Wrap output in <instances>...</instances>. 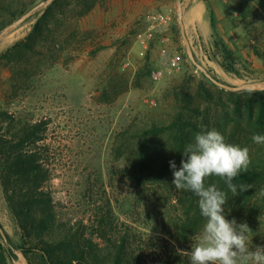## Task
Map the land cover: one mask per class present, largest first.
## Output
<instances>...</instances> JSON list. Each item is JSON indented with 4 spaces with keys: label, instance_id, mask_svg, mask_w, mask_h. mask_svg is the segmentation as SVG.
Wrapping results in <instances>:
<instances>
[{
    "label": "rangeland",
    "instance_id": "obj_1",
    "mask_svg": "<svg viewBox=\"0 0 264 264\" xmlns=\"http://www.w3.org/2000/svg\"><path fill=\"white\" fill-rule=\"evenodd\" d=\"M44 1L5 0L15 8L31 9ZM256 2H205L207 17L210 20L212 9L217 20L216 32L212 28V37L205 42L201 35L194 37L196 27L190 24L194 0H98L89 14L67 22L95 32L73 61L64 59L55 65H50L49 55L43 58L21 49L11 54L12 59L4 55L26 40L37 14L46 8L5 31L18 19L11 20L12 12L0 7V111L24 121L47 122L40 146L48 150L44 156L51 173L47 187L62 222L83 226L85 236L102 246L129 233L146 264H163L164 254L174 249L191 250L203 226L189 239L174 240V220L182 216L172 200L174 185L157 181L141 185L132 179L126 165L135 141L126 130L168 119L175 108L174 87L188 75L199 80L205 70L226 85L264 86V59L254 51L258 48L264 54V9L246 20L239 17L243 5ZM144 34L146 43L140 37ZM216 39L233 50L231 61L242 76L226 72L215 59H222L214 46ZM148 53L153 75L143 76L137 86L136 72ZM28 63L35 69L27 76ZM257 216L260 221L249 233L250 249L264 245V211ZM102 217L110 223L105 238L99 235ZM246 217L256 218L254 213ZM0 221L12 240L21 242L1 184Z\"/></svg>",
    "mask_w": 264,
    "mask_h": 264
},
{
    "label": "trees",
    "instance_id": "obj_2",
    "mask_svg": "<svg viewBox=\"0 0 264 264\" xmlns=\"http://www.w3.org/2000/svg\"><path fill=\"white\" fill-rule=\"evenodd\" d=\"M256 1L254 5L248 3L240 8L241 20L264 9V0ZM97 3L98 0H54L41 15L37 14L26 40L17 42L4 54L5 57L12 59L11 54L21 49L43 58L49 55L50 65L64 59L66 63L73 61L95 31L84 32L75 24L67 26V22L72 17L78 19L89 14ZM0 7L12 12L11 20L19 19L31 10L29 6L15 8L14 3L5 0H0ZM210 23L216 32L217 20L212 9ZM214 46L222 58H215L220 66L228 73L242 76L231 61L233 50L220 39L215 40ZM254 51L264 59L258 48ZM27 65L24 70L28 76L35 66ZM153 71L148 53L143 66L136 72L134 84L139 86L141 78L151 77ZM174 94L175 108L168 119H153L142 128L126 130L135 141V149L127 159V171L141 185L153 181L172 183L169 161L175 160L179 167L183 148L193 140L194 134L214 128L224 135L226 142L249 148L251 164L248 171L233 182L251 187L233 196L220 177H209L206 184H216L228 193L224 212L227 219L246 222L251 229L256 226V221H260L257 212L264 211V144L252 141L254 134H264V89H227L217 85L206 71H201L199 80L191 75L184 77L174 87ZM46 129V121H24L9 111H0V184L21 231V242L15 243L0 221V264H13L18 249L24 252L30 264H146L137 251L136 239L129 233L120 235L117 241L108 240L102 246L85 236L83 226L59 219L56 202L47 187L51 181L49 164L44 159L48 150L40 146ZM122 147L123 144L117 153ZM173 190L172 200L182 213L174 220L173 237L180 243L181 239L196 235L205 220L200 214L198 197L175 186ZM253 213L256 217L253 220L245 218ZM109 224L104 217L99 220L103 231L99 234L101 237L105 238ZM181 249L185 250L174 249L172 253L164 254L163 264H182L186 260L190 264L187 256L179 254Z\"/></svg>",
    "mask_w": 264,
    "mask_h": 264
},
{
    "label": "clouds",
    "instance_id": "obj_3",
    "mask_svg": "<svg viewBox=\"0 0 264 264\" xmlns=\"http://www.w3.org/2000/svg\"><path fill=\"white\" fill-rule=\"evenodd\" d=\"M255 144H264V134L252 136ZM251 164L248 147L226 142L216 129L201 130L182 151L180 166L169 161L176 189L192 192L198 197V207L205 223L195 236L191 250H178L189 258L190 264H264V245L249 248L248 224L227 219L225 206L228 193L216 184H206L209 177L223 179L233 196L246 191L251 185H237L233 181L247 173Z\"/></svg>",
    "mask_w": 264,
    "mask_h": 264
},
{
    "label": "water",
    "instance_id": "obj_4",
    "mask_svg": "<svg viewBox=\"0 0 264 264\" xmlns=\"http://www.w3.org/2000/svg\"><path fill=\"white\" fill-rule=\"evenodd\" d=\"M53 1L54 0H47V1L41 2L38 5L34 6L31 10H29L26 14H24L20 19H18V21L16 23H13L10 26H8L5 31H8L9 29L15 27L16 24H18V23L24 22L25 20H27L28 18H30L32 15H34L35 13H37L42 8H46L47 6H49ZM187 1L188 0H184V2H187ZM208 76H210V75L208 74ZM210 77L213 79V81L217 85H219L221 87H225L227 89H232V90H241V89L260 90V89H264V86H259V85L230 86V85H226V84H223V83L219 82L218 80H216L212 76H210ZM3 235H4V233H3ZM15 253H16L18 259L13 260V263L14 264H30L27 256L24 254L23 251H16Z\"/></svg>",
    "mask_w": 264,
    "mask_h": 264
},
{
    "label": "crops",
    "instance_id": "obj_5",
    "mask_svg": "<svg viewBox=\"0 0 264 264\" xmlns=\"http://www.w3.org/2000/svg\"><path fill=\"white\" fill-rule=\"evenodd\" d=\"M194 1H195V5L191 9V11L195 9L198 10V15H196L194 18L190 17L191 26L194 25L196 27V34L194 35V37L197 38L201 35L203 40L205 42H208L210 38L212 37V26H211L209 18L207 17L205 13V2L203 0H194ZM197 27L199 28L200 34L197 33ZM207 59L210 64L211 61L209 60V58ZM214 68L218 69L216 68L215 64H214Z\"/></svg>",
    "mask_w": 264,
    "mask_h": 264
},
{
    "label": "built area",
    "instance_id": "obj_6",
    "mask_svg": "<svg viewBox=\"0 0 264 264\" xmlns=\"http://www.w3.org/2000/svg\"><path fill=\"white\" fill-rule=\"evenodd\" d=\"M164 21V20H163ZM149 36L148 37H152V32H149V34H148ZM145 38H144V37ZM140 37H143V39H141V41L143 42V43H146V34H144V35H140ZM173 65L174 66H178V62L176 61V60H173Z\"/></svg>",
    "mask_w": 264,
    "mask_h": 264
},
{
    "label": "bare ground",
    "instance_id": "obj_7",
    "mask_svg": "<svg viewBox=\"0 0 264 264\" xmlns=\"http://www.w3.org/2000/svg\"><path fill=\"white\" fill-rule=\"evenodd\" d=\"M198 3H199V2H198ZM190 13H191L190 16H192V18H194L196 15H198V10H197V9L192 10ZM193 16H194V17H193Z\"/></svg>",
    "mask_w": 264,
    "mask_h": 264
}]
</instances>
